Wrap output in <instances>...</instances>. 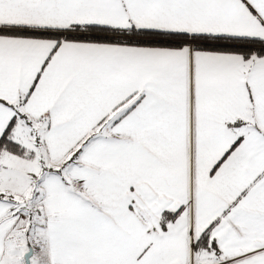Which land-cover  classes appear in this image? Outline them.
Segmentation results:
<instances>
[{
    "label": "snow or ice",
    "instance_id": "obj_1",
    "mask_svg": "<svg viewBox=\"0 0 264 264\" xmlns=\"http://www.w3.org/2000/svg\"><path fill=\"white\" fill-rule=\"evenodd\" d=\"M0 264H264V0H0Z\"/></svg>",
    "mask_w": 264,
    "mask_h": 264
}]
</instances>
